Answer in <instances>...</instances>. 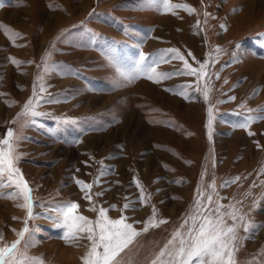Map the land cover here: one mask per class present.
I'll return each mask as SVG.
<instances>
[{"label": "rangeland", "instance_id": "374dc122", "mask_svg": "<svg viewBox=\"0 0 264 264\" xmlns=\"http://www.w3.org/2000/svg\"><path fill=\"white\" fill-rule=\"evenodd\" d=\"M171 3L194 12L143 10L142 0H0V138L8 129L20 132V122L13 121L34 90L37 111L45 114L23 129L17 149V167L34 197L25 236L30 257L44 264H83L90 242L65 241V230L48 218L66 202L78 203L79 214L92 221L98 217L93 206L107 209L110 219L127 218L140 234L121 254L126 264H151L192 212L198 190L207 208L214 209L217 200L222 211L235 204L264 224V119L237 126L248 116H264V0ZM171 50L194 68L207 64L200 91L196 77L187 75L158 83L139 78L113 88L117 74L106 56L131 62L142 52L147 63L165 53L156 72H183V62L169 58ZM49 52L52 69L45 72ZM77 180L93 185L91 203ZM8 184L5 174L4 244L18 239L27 219V210L18 206L23 200L8 198L17 191ZM153 208L155 220L166 223L144 232ZM239 235L244 239L238 264H264V229L245 238L249 234L241 228Z\"/></svg>", "mask_w": 264, "mask_h": 264}, {"label": "snow or ice", "instance_id": "6c2138e0", "mask_svg": "<svg viewBox=\"0 0 264 264\" xmlns=\"http://www.w3.org/2000/svg\"><path fill=\"white\" fill-rule=\"evenodd\" d=\"M178 8H183L189 13L194 12V9L188 5H175L171 0H142L143 10H155L163 13H174ZM2 27V26H0ZM223 27V25H222ZM7 31V29H6ZM221 50L216 49L219 53ZM173 55L169 58L178 59L184 64V71L173 74H161L156 72V67L161 62H166V54L161 53L158 58L148 60L141 52L138 60L125 61L117 56L108 55L106 59L109 65L115 70L117 76L113 81V88H118L123 83H133L139 78H147L153 82H160L162 79L170 75H187L194 76L197 79V90L200 91L199 83L206 76L207 64L201 63L200 67L194 68L188 60L178 51L171 50ZM50 52L46 54L42 62L44 71L48 72L52 69L48 61ZM12 63L19 65V61L15 59ZM42 81L43 77H39ZM45 91L43 84H40V92ZM210 86L206 83L203 88V96L205 100L209 99ZM184 95L183 92L178 93ZM258 94V93H256ZM39 94L35 93L33 98H30L23 106V109L13 123L20 122V132L8 129L6 136L0 138V178L7 175L8 186H15L16 192L9 195L8 198H19L23 203L19 207L27 210V219L24 221L23 230L16 233L18 239L11 244H4L3 236L0 235V264H44L42 258L30 257L28 248L30 244L25 241L26 234L29 233L28 221L34 218L33 207L34 197L32 189L28 182L24 179L21 170L17 167L20 154L18 153V142L25 139L22 131L25 127L35 126L37 121L35 118L45 115L37 111L40 105ZM187 98V97H185ZM231 99H235L234 97ZM11 106V105H10ZM264 111V110H260ZM264 119V116H248L245 121L238 127L246 128L255 120ZM213 114L212 107L208 108V127L211 132ZM40 127H43L40 125ZM251 135V133H249ZM238 179V178H237ZM81 191L84 192V199L90 203L92 201L91 189L92 184L77 180ZM231 183L230 182H226ZM3 186V185H0ZM137 187H140L137 181ZM212 192L215 193V182L210 185ZM143 193V189L141 188ZM102 195V193H97ZM204 193L198 190L196 200L192 212L183 221V224L173 232L167 243L155 254L151 260V264H238L236 253L241 246L243 239L239 235V230L242 228L244 233L252 235L264 229V224L257 225L249 219L248 213L237 208L235 204L229 206V210L222 211L224 207L216 202L214 209H209L202 203ZM212 203V194L207 195V204ZM129 206H124L127 209ZM253 207H256L254 201ZM79 204L75 202H66L55 208L56 216L48 217L56 222V226L63 228L65 241L71 242L81 238H86L90 244L86 254L82 257L83 264H126L122 253L129 248V245L140 234L136 231L132 224L126 222V217L121 216L119 219H110L107 215V209L103 207L93 206L90 210L98 212V217L95 221L79 214ZM156 210L153 208V215L148 220L144 232L149 228L156 227L158 224L166 223L164 220L156 221ZM227 218V219H226ZM230 219L231 224L227 222ZM15 231V230H14ZM24 242L23 246H21ZM264 255V253H262ZM255 264V262H253Z\"/></svg>", "mask_w": 264, "mask_h": 264}, {"label": "bare ground", "instance_id": "6f19581e", "mask_svg": "<svg viewBox=\"0 0 264 264\" xmlns=\"http://www.w3.org/2000/svg\"><path fill=\"white\" fill-rule=\"evenodd\" d=\"M254 4V3H253ZM35 15H37V14H35ZM167 26V25H166ZM160 34V33H159ZM72 81V80H71ZM29 82V81H28ZM30 83V82H29ZM149 87V86H148ZM168 99V98H167ZM170 99V98H169ZM171 100V99H170ZM141 129H142V132H143V127H141ZM131 257V256H130Z\"/></svg>", "mask_w": 264, "mask_h": 264}]
</instances>
